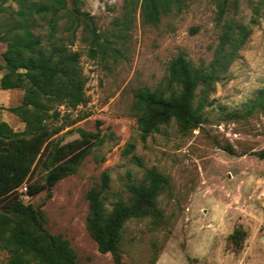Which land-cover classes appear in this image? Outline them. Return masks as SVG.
<instances>
[{
    "label": "rangeland",
    "instance_id": "obj_1",
    "mask_svg": "<svg viewBox=\"0 0 264 264\" xmlns=\"http://www.w3.org/2000/svg\"><path fill=\"white\" fill-rule=\"evenodd\" d=\"M217 3L177 0L156 26L142 23L139 9L125 0H80V18L60 12L52 42L79 54L86 103L57 107L60 116L53 124L62 130L53 138L60 144L72 141L77 129L95 138L72 173L50 189L20 198L43 213L51 235L68 241L78 264H115L110 253L98 252L86 230V193L106 172L109 185L102 200L109 211L116 200L129 198L127 184H141L151 168L167 179L156 199L160 218L124 223L120 264H264V159L255 156L264 149V109L240 116L264 89V0H227L220 24ZM3 6L0 36L17 9L11 1ZM224 22L244 27L249 35L229 65L213 72L210 87L196 89L194 105L203 103L199 123L182 132L171 121L142 140L135 92L142 87L166 95L178 91L168 82V65L179 53L193 67L209 71ZM88 31L101 47L90 44ZM33 32L47 46L48 18L36 17ZM5 48L0 40V62ZM22 94L0 89V120L17 132L24 124L8 108L20 105ZM225 145L234 154L225 152ZM43 176L35 169L29 182L41 184ZM235 230L244 233L239 249L229 240ZM7 257L0 249V264H7Z\"/></svg>",
    "mask_w": 264,
    "mask_h": 264
},
{
    "label": "trees",
    "instance_id": "obj_2",
    "mask_svg": "<svg viewBox=\"0 0 264 264\" xmlns=\"http://www.w3.org/2000/svg\"><path fill=\"white\" fill-rule=\"evenodd\" d=\"M9 1L14 2L17 9L12 11L0 36L6 44L1 54L0 89L23 91L20 105L8 108V111L24 124V130L14 131L0 120V201H5L0 206V249L8 256L7 264H78L68 241L51 235L44 227L43 213L24 204L20 196L31 197L50 189L72 173L89 152L95 138L94 134L82 129H77L78 138L63 144L53 138L62 130L61 126L53 124L60 116L57 107L64 106L68 110L85 104L86 80L79 66V54L52 42V39L61 11L76 18L84 14L79 9L80 0H0V14L6 12L3 5ZM125 1L134 11L139 9L142 23L153 26L177 3V0ZM69 2L71 9L68 8ZM226 3L227 0H218V24L222 22ZM36 17L48 18L47 46L33 32ZM88 32L90 44L95 48L101 47L97 36ZM248 35L249 31L244 27L224 22L219 48L209 71L193 67L179 53L168 65V82L177 86L178 91L170 90L166 95L164 91L139 88L134 94L133 110L140 138L144 140L159 132L161 126L171 121H175L182 132L195 128L203 105L201 102L194 105L196 89L210 87L213 72L224 70L229 65ZM256 108L264 109V89L240 116L249 115ZM72 124L74 122L69 125ZM131 147L128 146L127 152ZM222 149L234 154L229 145ZM255 156L264 159V149L256 152ZM35 169L44 172L41 184L29 182ZM166 184L167 179L162 174L153 168L148 169L141 184H127L129 198L116 200L108 211L102 195L108 188L109 177L103 172L98 187L86 193V230L98 252L110 253L115 264H120L118 243L124 223L130 218L144 216L154 217V223H157L160 212L156 208V199ZM243 237V231L235 230L229 240L239 249Z\"/></svg>",
    "mask_w": 264,
    "mask_h": 264
}]
</instances>
